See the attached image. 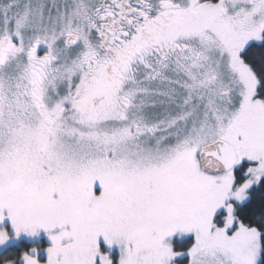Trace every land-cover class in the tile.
<instances>
[{
	"label": "snow or ice",
	"instance_id": "6c2138e0",
	"mask_svg": "<svg viewBox=\"0 0 264 264\" xmlns=\"http://www.w3.org/2000/svg\"><path fill=\"white\" fill-rule=\"evenodd\" d=\"M0 264H264V0H0Z\"/></svg>",
	"mask_w": 264,
	"mask_h": 264
}]
</instances>
